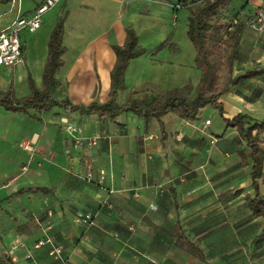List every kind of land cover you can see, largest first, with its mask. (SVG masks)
<instances>
[{"label":"crops","instance_id":"0c3cea01","mask_svg":"<svg viewBox=\"0 0 264 264\" xmlns=\"http://www.w3.org/2000/svg\"><path fill=\"white\" fill-rule=\"evenodd\" d=\"M42 1L0 0V30ZM176 2L59 0L38 29L22 33V60L0 67V92L10 89L21 99L32 84L40 89L58 19L64 46L58 100L82 107L110 101L113 47L125 43L128 30L143 51L127 62L116 106L132 93L141 99L192 83V68L197 84L188 13ZM257 7L264 0H230L227 7L229 18L244 25L218 97L223 115L211 104L192 119L174 110L112 116L61 104L25 111L0 104V264H60L48 253L50 243L34 246L44 239L71 264H264V215L249 206L256 194L264 200V130H252L260 139L254 178L246 141L224 121L237 113L264 120V28L248 25ZM155 32L161 38L146 45L140 35ZM62 118L77 130L67 132ZM73 136L82 137L79 145ZM85 213L90 224L78 221Z\"/></svg>","mask_w":264,"mask_h":264},{"label":"trees","instance_id":"16d2710c","mask_svg":"<svg viewBox=\"0 0 264 264\" xmlns=\"http://www.w3.org/2000/svg\"><path fill=\"white\" fill-rule=\"evenodd\" d=\"M170 1V0H164ZM230 0H177L174 8H184L187 13L186 35L193 43L195 49L194 62L200 70L201 76L193 97L186 93L189 84L180 88H174L166 92H158L141 99L129 96L127 104L116 106L113 101L115 89L123 86V73L129 58L140 54L143 50L136 45V38L131 30L127 31V38L122 46L115 45L114 51L116 61L111 70V99L107 103H91L86 107L70 105L66 99L58 100L61 90H56L59 81L56 78L58 68L61 64V54L64 51L62 45V20L58 22L51 31L47 42V58L42 70V84L40 89L31 85V92L28 96L17 99L12 91L8 89L0 92V104L10 111H25L27 107L37 110L47 109L52 105L61 104L66 110H79L82 112H99L114 115L121 110H132L137 113H154L160 115L167 110L177 111L186 119L195 118L200 108L206 104H211L218 108L221 115L222 108L218 101L220 94L229 84V75L232 69L233 59L236 53L239 33L244 25L241 19L236 18V23L230 28L233 18L227 15V7ZM258 8V7H257ZM256 8V9H257ZM264 10L263 7H260ZM229 18V19H228ZM168 41V40H167ZM164 41L155 50L160 49ZM228 50L227 53L218 55V51ZM215 53L217 55H215ZM217 64L225 66L226 77L219 83ZM252 71L248 75H255ZM187 98H190L187 100ZM226 126L235 127L239 138L245 140L250 155L254 161L252 177L257 176L259 160L257 153L260 150V139L257 134H252L264 130V120L256 121L247 114L237 113L232 117H224ZM257 189L256 182L252 181ZM252 212L256 215H264V200L256 194L255 198L249 201ZM264 229V228H263Z\"/></svg>","mask_w":264,"mask_h":264},{"label":"built area","instance_id":"2783aa9c","mask_svg":"<svg viewBox=\"0 0 264 264\" xmlns=\"http://www.w3.org/2000/svg\"><path fill=\"white\" fill-rule=\"evenodd\" d=\"M59 0H43L33 11L31 15H19L17 16L8 26L0 30V67L1 66H11L19 63L22 60V49H21V35L24 32H32L38 29L41 25L42 15L54 7ZM236 23V18L232 19L230 23V28ZM248 25L255 31H261L264 28V10L258 7L255 10L254 16L249 20ZM64 123V128L67 132L71 133L76 131V127L68 124L65 118H62ZM209 120L206 119L204 124H208ZM95 138H91L88 141L94 143ZM73 145L77 146L81 143L82 137L73 136ZM25 149H29L25 142L19 144ZM85 179H91V173L89 171L85 174ZM103 179V174L100 175L99 181ZM78 221L86 224L91 223V215L89 213L78 214ZM50 243L51 248L49 250V255L56 257L60 260V264H71V262L61 255L59 247L54 246L49 239L38 240L34 246L38 247L42 244ZM13 247V246H12ZM11 259H15L11 256Z\"/></svg>","mask_w":264,"mask_h":264},{"label":"rangeland","instance_id":"374dc122","mask_svg":"<svg viewBox=\"0 0 264 264\" xmlns=\"http://www.w3.org/2000/svg\"><path fill=\"white\" fill-rule=\"evenodd\" d=\"M256 10V9H255ZM250 14V13H249ZM251 15V14H250ZM187 16H188V14H187ZM145 17V16H144ZM251 18H253V15H251L250 16ZM175 20V19H174ZM173 20V21H174ZM176 21V20H175ZM156 35H159V38H161L160 37V33L159 34H157L156 32L155 33H150V34H148V36L146 35V36H142V35H140L141 36V38H142V40L144 41V43L146 44V45H148V44H150V42H152V41H154L156 38H157V36ZM190 46H191V49L194 51V56H195V49H194V46H193V43L191 42L190 43ZM228 52V50H221V51H218V55H221V54H223V53H227ZM215 55H217L216 53H215ZM221 65H218L217 64V73H218V75L219 76H222L223 77V79H225L226 78V73H225V66H223V67H220ZM194 69L192 68V70H191V76H192V83L190 82V81H188L186 84H189V86L190 87H188L185 91H186V93H188V95L189 96H191V97H193V95L195 94V91H196V87H197V84H198V82H197V84H195L194 83V81L196 80V77H195V75H194ZM221 82H223V81H221ZM219 83H220V81H219ZM186 84H184V85H186ZM182 87V86H181Z\"/></svg>","mask_w":264,"mask_h":264}]
</instances>
